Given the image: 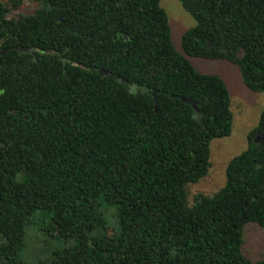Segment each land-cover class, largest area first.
I'll list each match as a JSON object with an SVG mask.
<instances>
[{"label": "trees", "instance_id": "obj_1", "mask_svg": "<svg viewBox=\"0 0 264 264\" xmlns=\"http://www.w3.org/2000/svg\"><path fill=\"white\" fill-rule=\"evenodd\" d=\"M0 0V264H264V109L212 193L190 188L229 137L221 76L264 93V0H178L196 25L171 41L160 0ZM102 71V73H99Z\"/></svg>", "mask_w": 264, "mask_h": 264}, {"label": "rangeland", "instance_id": "obj_2", "mask_svg": "<svg viewBox=\"0 0 264 264\" xmlns=\"http://www.w3.org/2000/svg\"><path fill=\"white\" fill-rule=\"evenodd\" d=\"M160 7L168 17L171 41L177 52L181 49L183 33L196 25V20L187 13L178 0H160ZM194 68L203 74H217L222 77L231 98L233 113L232 131L229 137L214 139L210 143L208 175L193 185L192 193H212L218 190L225 180V167L228 161L246 148V134L258 123L264 109V93L250 91L242 82L238 68L227 61L206 60L188 57ZM243 252L253 260L264 257V230L255 224L244 228Z\"/></svg>", "mask_w": 264, "mask_h": 264}, {"label": "flooded vegetation", "instance_id": "obj_3", "mask_svg": "<svg viewBox=\"0 0 264 264\" xmlns=\"http://www.w3.org/2000/svg\"><path fill=\"white\" fill-rule=\"evenodd\" d=\"M34 4L31 0H23L17 8L13 9L9 14L17 16V14L30 15L34 13Z\"/></svg>", "mask_w": 264, "mask_h": 264}, {"label": "water", "instance_id": "obj_4", "mask_svg": "<svg viewBox=\"0 0 264 264\" xmlns=\"http://www.w3.org/2000/svg\"><path fill=\"white\" fill-rule=\"evenodd\" d=\"M99 73H102V71H100Z\"/></svg>", "mask_w": 264, "mask_h": 264}]
</instances>
